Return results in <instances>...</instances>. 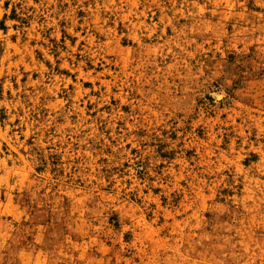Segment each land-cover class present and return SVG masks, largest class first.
Returning a JSON list of instances; mask_svg holds the SVG:
<instances>
[{"label": "rangeland", "instance_id": "obj_1", "mask_svg": "<svg viewBox=\"0 0 264 264\" xmlns=\"http://www.w3.org/2000/svg\"><path fill=\"white\" fill-rule=\"evenodd\" d=\"M0 264H264V0H0Z\"/></svg>", "mask_w": 264, "mask_h": 264}]
</instances>
